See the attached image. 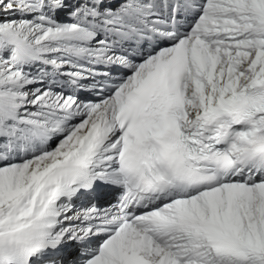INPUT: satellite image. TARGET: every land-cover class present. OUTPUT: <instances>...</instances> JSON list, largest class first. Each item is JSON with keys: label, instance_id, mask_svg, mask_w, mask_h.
<instances>
[{"label": "snow or ice", "instance_id": "obj_1", "mask_svg": "<svg viewBox=\"0 0 264 264\" xmlns=\"http://www.w3.org/2000/svg\"><path fill=\"white\" fill-rule=\"evenodd\" d=\"M0 264H264V0H0Z\"/></svg>", "mask_w": 264, "mask_h": 264}]
</instances>
